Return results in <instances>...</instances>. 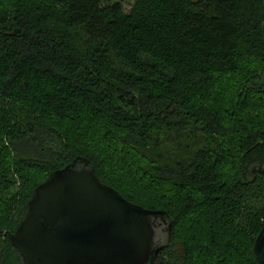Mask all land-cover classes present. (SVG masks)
Masks as SVG:
<instances>
[{
  "label": "trees",
  "instance_id": "1",
  "mask_svg": "<svg viewBox=\"0 0 264 264\" xmlns=\"http://www.w3.org/2000/svg\"><path fill=\"white\" fill-rule=\"evenodd\" d=\"M79 157L166 213L161 264H258L264 0H0V264Z\"/></svg>",
  "mask_w": 264,
  "mask_h": 264
},
{
  "label": "water",
  "instance_id": "2",
  "mask_svg": "<svg viewBox=\"0 0 264 264\" xmlns=\"http://www.w3.org/2000/svg\"><path fill=\"white\" fill-rule=\"evenodd\" d=\"M168 227L165 212L130 203L79 157L34 190L8 238L23 264H161L158 240ZM253 252L264 264V225Z\"/></svg>",
  "mask_w": 264,
  "mask_h": 264
},
{
  "label": "flooded vegetation",
  "instance_id": "3",
  "mask_svg": "<svg viewBox=\"0 0 264 264\" xmlns=\"http://www.w3.org/2000/svg\"><path fill=\"white\" fill-rule=\"evenodd\" d=\"M154 226H155V228H156V231H159L160 234H161L162 232H164V230H165V227L161 224V220H155V221H154ZM161 239H162V240H161ZM158 245L161 246V248L164 247V245H165V244H164V237L161 236V238H159V240H158ZM159 252H160V251H159ZM158 258L161 259L159 253H158Z\"/></svg>",
  "mask_w": 264,
  "mask_h": 264
}]
</instances>
